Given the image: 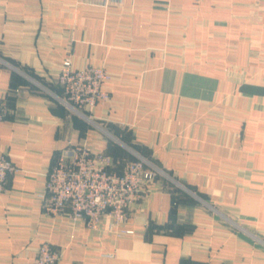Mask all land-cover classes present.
Returning <instances> with one entry per match:
<instances>
[{"label":"crops","instance_id":"0c3cea01","mask_svg":"<svg viewBox=\"0 0 264 264\" xmlns=\"http://www.w3.org/2000/svg\"><path fill=\"white\" fill-rule=\"evenodd\" d=\"M104 66L111 98L80 116L57 75ZM0 264L43 242L58 264H264V0H0ZM86 143L162 171L111 227L46 211L58 153Z\"/></svg>","mask_w":264,"mask_h":264},{"label":"built area","instance_id":"2783aa9c","mask_svg":"<svg viewBox=\"0 0 264 264\" xmlns=\"http://www.w3.org/2000/svg\"><path fill=\"white\" fill-rule=\"evenodd\" d=\"M123 1L104 0V3ZM109 78L104 66L75 67L68 56L57 75L61 88L58 99L75 114L86 116L97 103L110 100V92L103 88ZM7 115L6 102L0 96V121ZM114 163L112 155L104 151L93 152L86 143L63 148L47 173L42 194L46 211L66 213L73 220H85L90 227H96L104 215H110V226H118L126 219L131 205L146 193L157 170L140 156L124 161L120 170L114 168ZM19 170V166L0 149V192L7 189L10 177ZM58 258L59 253L46 241L29 264H58Z\"/></svg>","mask_w":264,"mask_h":264},{"label":"rangeland","instance_id":"374dc122","mask_svg":"<svg viewBox=\"0 0 264 264\" xmlns=\"http://www.w3.org/2000/svg\"><path fill=\"white\" fill-rule=\"evenodd\" d=\"M55 91L57 92V93H56L57 95H60V93H59L58 90H55ZM139 156H140V155H139ZM140 157H143V156H140ZM143 158H145V157H143ZM129 160H134V159H129ZM146 160H148L149 165L152 166V168H153L155 171L157 170V171H156V175H155V178H156V176H157L159 173H161L162 171H161L160 168H159L157 165H155L151 160H149L148 158H146ZM156 168H157V169H156ZM115 169H116V168H115ZM120 169H121V168H119V169H117V170H120ZM155 178H154V179H155ZM154 179H153V180H154ZM153 180H152V181H153ZM152 181H151V182H152ZM151 182L148 183L147 188H148V186H149V184H150ZM147 188H146V191H147ZM128 210H129V209H128ZM127 215H128V212H127Z\"/></svg>","mask_w":264,"mask_h":264}]
</instances>
